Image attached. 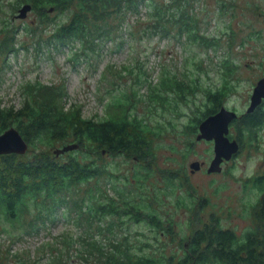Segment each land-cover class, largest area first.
Listing matches in <instances>:
<instances>
[{
    "label": "rangeland",
    "instance_id": "1",
    "mask_svg": "<svg viewBox=\"0 0 264 264\" xmlns=\"http://www.w3.org/2000/svg\"><path fill=\"white\" fill-rule=\"evenodd\" d=\"M190 2L189 11L197 15L199 25L203 26L201 30L206 35L221 38L222 45L218 49L205 51L198 42L194 43L186 35L178 36L173 28L169 35H163L158 30L155 33H145L147 24L141 22L136 25L138 17L128 15L123 27H119L121 33L113 41H95L97 46L101 47L100 50H79L82 54L77 63L76 58L73 60V49L70 47L60 50L49 44L43 43V46H40L37 41H41V37L27 31L32 25H43L40 11L32 6L24 19L19 18V10L24 4L17 7L16 0H0V30L7 25L12 32H18L19 41L15 45L16 52L10 53L6 58L0 53V100L3 107L14 105L16 109H20L23 104L22 85L38 81L64 86L68 94L67 106L72 105V101H80L84 106L85 118H106L110 113L119 117L121 113H118V104L112 107V103L121 100L127 105V101L132 100V108L125 109L122 103L124 113L146 119L154 130L165 128L164 132L155 131L152 147L156 157L153 164L162 170L184 168L188 173L189 185L192 186L190 192L185 188L173 190L158 178L138 187L134 178L138 162L123 155H106L103 163L117 177L113 178L111 183L108 182V177L98 183L102 182L103 191L109 199L114 197L119 201V196L122 200L128 197L131 202L141 203L143 210L157 214L163 220L172 217L175 236L167 232L157 234L147 223L138 224L129 216H124L113 229V235L106 231L103 237L96 230L97 225L101 224L97 218L88 223L86 216L79 217L77 211L69 212L63 208L58 212V220L50 224L48 229L21 240L23 224L11 223L0 214V264H50L53 256L37 249L42 244L52 243L62 233L74 234L78 238L89 233L95 235L98 243L103 244H107L114 237L123 245H132L136 253L177 259L184 255L180 240L182 236L190 235L189 225L192 221L197 224L198 217L195 215L198 211L199 220H202L204 225L209 223L212 217L219 218L223 226L233 230L237 236L247 233L258 222V211L264 202V184L256 187L255 180L264 175V126L259 129L261 134L258 148L246 146L238 157L222 165L221 173L208 174L207 170L215 157L214 144L207 141L198 142V133L188 138L184 135L191 112L207 106L204 93L199 89L188 88V91H185L180 88V92H174L172 89L163 91L165 96L160 98L159 103L147 104L134 100L136 90H139V95L146 100L149 84L159 83L163 76H171L172 79L177 76L178 80L185 79L186 82L187 76L198 78L200 86L203 87L220 85L229 80L226 73L231 66L233 74L229 82L233 88L229 90L230 96L226 106L241 113L249 107L253 87L258 79L264 76V0ZM145 9L143 7L138 14L139 20L142 18L148 21ZM49 14L55 19L50 23L48 34L68 18V12L57 13L55 8ZM131 28H134L136 33L131 34ZM125 30L136 36L123 34ZM48 34L44 33V37H48ZM3 35L0 32V39L4 38ZM76 40V47H81L82 42ZM222 59H229L228 66L224 69L220 65ZM165 99L172 101V106L177 108L173 107L167 112L165 108L170 106L163 105ZM239 122L242 123L241 119ZM173 124L180 135L174 136L171 133L169 126ZM257 132L258 130L256 134ZM188 144L192 148L189 149L190 155L186 159L187 156L184 155L187 153L185 149ZM195 162L204 163V166L193 173L190 166ZM127 178L132 183L131 186L128 185ZM91 183L90 186L95 190L96 182ZM149 200L154 204L153 207H150ZM107 201L109 200L106 198L101 199L102 203ZM204 202L208 203L205 205ZM190 206L194 207L193 213L188 210ZM31 212L34 215L36 210L32 208ZM111 220L109 217V222ZM10 241H15L12 244V253L27 250L26 254L17 259L10 258L5 252ZM74 247H77L78 251ZM81 249H86L81 242L57 246L54 257L59 255L60 251L63 257L54 264L66 261H69V264H95V257L90 258L89 249ZM68 250L70 260H67Z\"/></svg>",
    "mask_w": 264,
    "mask_h": 264
},
{
    "label": "trees",
    "instance_id": "2",
    "mask_svg": "<svg viewBox=\"0 0 264 264\" xmlns=\"http://www.w3.org/2000/svg\"><path fill=\"white\" fill-rule=\"evenodd\" d=\"M16 1L17 7L22 4H31L33 8L40 11V20L43 25H32L27 28L32 35L41 37V41H37L38 44L40 46H43V43L49 44L60 50L70 47L73 49V60L76 58L77 63L82 54L79 50L83 48L100 50L101 47L97 46L95 41H113L121 33L119 27H123V22L128 15L138 17L136 25L141 22L147 24L145 33H155L158 30L163 35H169L173 28L178 36L186 35L194 43L198 42L205 51L211 48L218 49L222 45L221 38L206 35L201 30L203 26L199 25L197 15L189 11L190 0ZM143 7L148 13V21L142 18L139 20L138 14ZM54 8L57 13L68 12V18L48 34L50 23L55 19L50 17L49 13ZM131 29V34L136 33L134 28ZM0 32L4 34V38L0 39V53L3 58H6L10 53L17 51L15 45L19 42L18 32H12L7 25ZM44 33L49 36L45 38ZM124 33L136 36L130 35L127 30ZM76 39L82 42L79 48L76 47ZM228 63L229 59H222L221 68H226ZM226 74L230 80L233 74L231 66ZM186 78L187 82L185 79L178 80L177 76L173 79L171 76H163L159 83L149 84L146 100L141 94L139 95V90L134 91V100L139 103L154 104L160 102L165 90L172 89L174 92H180V88L185 91L190 88L202 91L207 97V106L189 115V123L186 124V134H184L188 138L196 133L199 134L200 124L222 108L234 111L226 106L230 96L229 90L233 88L229 80L217 86L203 87L200 86L198 78L189 76ZM21 94L23 104L20 109H16L14 105H8V108H5L0 100V134L15 128L29 146L25 155L10 154L0 157V214L11 223L23 224L21 240L24 237L40 234L43 229H48L50 224L58 220V212L63 208L69 212L77 211L79 217L86 216L88 223L91 219L97 218L101 224L97 225L96 230L103 237L106 231L113 235V229L117 227L119 219L124 216H129L138 224L147 223L157 234L167 232L175 236L172 217L163 220L157 214L143 210L141 203L131 202L128 197L122 200L119 196V201H116L114 197L109 199L103 191L102 182L98 183L107 177L108 182L111 183L112 179L117 177L103 163L105 156L123 155L138 162L134 175L138 187L151 179L159 178L165 186L173 190L185 188L190 192L192 186L189 185L188 173L184 168L162 170L153 164L156 155L153 152L152 140L156 136L155 131L156 133L164 132V127L154 130L155 128L146 119L124 113L121 100L112 103V107L118 104L117 110L121 113L119 117L110 113L106 118L96 116L85 118L84 106L80 101H72V105L67 106L68 94L64 86L49 85L39 81L26 83L21 87ZM163 105L170 106L165 108L167 112L176 107L172 106L174 105L172 101L168 102L167 99L163 101ZM124 106L125 109L132 108L134 103L128 100L127 105L124 104ZM233 110L236 111L234 113L237 117L229 127L228 137L231 141L238 142L240 155L248 145L254 148L260 146L261 131L259 129L264 125V114L246 115L242 118L243 113L235 108ZM169 127L174 136L180 135L174 124ZM181 134L183 135L182 131ZM70 145H78L79 149L67 152L65 155L53 154L54 151L62 149V146L64 148ZM191 148L192 146L188 144L185 149L186 159L190 155L188 152ZM171 149L176 151L175 148ZM93 181L96 182L95 190L90 186ZM127 182L129 186L132 185L128 178ZM263 184L264 175L255 180L256 187ZM104 198L109 201L102 203L101 199ZM149 203L150 207H153L154 204L150 200ZM207 203L204 202L205 205ZM32 208L36 210L34 215L31 212ZM188 210L193 213L194 207L190 206ZM196 216L197 224L192 221L189 225L190 235H184L180 240L184 255L177 259L164 258L163 255L156 257L136 253L132 245L128 243L123 245L114 237L107 244L98 243L95 235L92 236L89 233L79 238L74 234L62 233L52 243L42 244L37 250L53 256L50 264H54L56 260L63 257L61 251L54 257L57 246L76 242H81L85 250L89 249L91 255L89 253L88 255L91 259L95 257L97 264H264V202L258 211V222L242 236H237L233 230L224 227L219 218L212 217L210 222L204 225L202 220H199V211ZM28 217L31 218L28 219ZM109 217L112 218L110 222ZM166 225H168L167 228ZM14 242L10 241V245L7 244L5 252L10 258L17 259L21 257L20 255L26 254L27 250L22 253H12ZM74 248L78 251L77 247ZM85 250L81 249V251ZM67 256V260H70V250ZM60 264H69V261Z\"/></svg>",
    "mask_w": 264,
    "mask_h": 264
},
{
    "label": "water",
    "instance_id": "3",
    "mask_svg": "<svg viewBox=\"0 0 264 264\" xmlns=\"http://www.w3.org/2000/svg\"><path fill=\"white\" fill-rule=\"evenodd\" d=\"M32 9L31 4H25L19 12V18H25L28 12ZM53 9H51L52 11ZM264 98V90H262V82L255 88L252 103L248 113L254 110L261 104ZM236 114L225 108H222L218 113L208 117L199 127L197 141H207L214 143V160L210 164L207 173L219 174L222 172V165L230 162L233 157L238 154L240 146L236 141L229 139V126L236 118ZM79 149L78 145L66 146L55 151L56 156L67 152ZM29 150V146L18 130L11 128L0 134V157L3 155H25ZM204 166V163L195 162L190 167L192 172L199 171Z\"/></svg>",
    "mask_w": 264,
    "mask_h": 264
},
{
    "label": "flooded vegetation",
    "instance_id": "4",
    "mask_svg": "<svg viewBox=\"0 0 264 264\" xmlns=\"http://www.w3.org/2000/svg\"><path fill=\"white\" fill-rule=\"evenodd\" d=\"M264 45V44H263ZM262 82V90H264V76L260 77L257 81V83L254 85L253 87V90H252V95H251V98H250V104H249V107L245 110V112L243 113V117L244 118L246 115H259V114H264V98L262 99V102L261 104L254 110V112L252 113H248L250 107H251V103H252V96H253V93H254V90L255 88L258 86L259 83ZM232 111L236 112L235 110L232 109ZM264 126V125H263ZM261 126V128L263 127ZM238 143V142H237ZM214 144V143H213ZM240 151V150H239ZM239 153V152H238ZM239 155V154H238ZM238 155L236 154L232 160H234L236 157H238ZM231 160V161H232Z\"/></svg>",
    "mask_w": 264,
    "mask_h": 264
},
{
    "label": "clouds",
    "instance_id": "5",
    "mask_svg": "<svg viewBox=\"0 0 264 264\" xmlns=\"http://www.w3.org/2000/svg\"><path fill=\"white\" fill-rule=\"evenodd\" d=\"M19 15V14H18ZM24 19V18H23ZM231 125V124H230ZM230 127V126H229Z\"/></svg>",
    "mask_w": 264,
    "mask_h": 264
}]
</instances>
